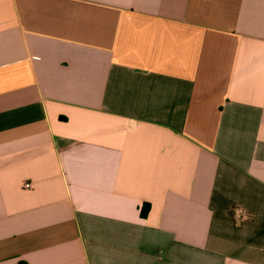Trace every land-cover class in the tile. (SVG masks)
<instances>
[{"label":"crops","instance_id":"obj_1","mask_svg":"<svg viewBox=\"0 0 264 264\" xmlns=\"http://www.w3.org/2000/svg\"><path fill=\"white\" fill-rule=\"evenodd\" d=\"M20 263L264 264V0H0Z\"/></svg>","mask_w":264,"mask_h":264},{"label":"trees","instance_id":"obj_2","mask_svg":"<svg viewBox=\"0 0 264 264\" xmlns=\"http://www.w3.org/2000/svg\"><path fill=\"white\" fill-rule=\"evenodd\" d=\"M147 212H148V207L145 206V207L142 209V215L145 216V215L147 214ZM20 264H22V263H20Z\"/></svg>","mask_w":264,"mask_h":264},{"label":"built area","instance_id":"obj_3","mask_svg":"<svg viewBox=\"0 0 264 264\" xmlns=\"http://www.w3.org/2000/svg\"><path fill=\"white\" fill-rule=\"evenodd\" d=\"M26 186H27V187H30V184H27Z\"/></svg>","mask_w":264,"mask_h":264}]
</instances>
